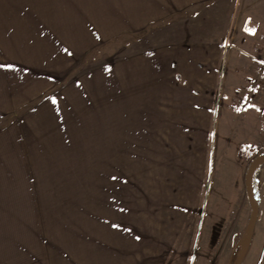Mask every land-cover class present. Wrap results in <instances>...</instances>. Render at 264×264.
Masks as SVG:
<instances>
[{"label": "rangeland", "instance_id": "rangeland-1", "mask_svg": "<svg viewBox=\"0 0 264 264\" xmlns=\"http://www.w3.org/2000/svg\"><path fill=\"white\" fill-rule=\"evenodd\" d=\"M147 1L148 26L89 58L109 82L103 105L72 123L88 135L76 161L39 155V216L0 232V264H264V165L238 255L246 174L264 154V50L240 51L264 46V0ZM227 47L236 72H224Z\"/></svg>", "mask_w": 264, "mask_h": 264}, {"label": "crops", "instance_id": "crops-1", "mask_svg": "<svg viewBox=\"0 0 264 264\" xmlns=\"http://www.w3.org/2000/svg\"><path fill=\"white\" fill-rule=\"evenodd\" d=\"M155 16L147 0H0V122L10 120L0 125V232H23L19 219L39 216L40 154L48 164L81 155L87 131L72 123L88 120L103 105L94 98L98 89H109L89 58ZM263 50L259 37L240 54ZM224 57V72H236L238 50L227 47Z\"/></svg>", "mask_w": 264, "mask_h": 264}, {"label": "water", "instance_id": "water-1", "mask_svg": "<svg viewBox=\"0 0 264 264\" xmlns=\"http://www.w3.org/2000/svg\"><path fill=\"white\" fill-rule=\"evenodd\" d=\"M263 165H264V154L257 156L253 160L246 174V192L252 210L250 215L249 226L246 231V240L243 242V247L240 251L241 254L244 253L245 248L248 245V239H250V237L252 236L259 214V202L254 193V175L258 171V169Z\"/></svg>", "mask_w": 264, "mask_h": 264}, {"label": "trees", "instance_id": "trees-1", "mask_svg": "<svg viewBox=\"0 0 264 264\" xmlns=\"http://www.w3.org/2000/svg\"><path fill=\"white\" fill-rule=\"evenodd\" d=\"M249 244H250V243H249V239H248V245H247V247L245 248V251H244V253L246 252V250H247V248H248ZM240 251H241V250H240ZM240 251L238 252V255L240 254V256L242 257L244 253H243V254H241V253H240Z\"/></svg>", "mask_w": 264, "mask_h": 264}, {"label": "built area", "instance_id": "built-area-1", "mask_svg": "<svg viewBox=\"0 0 264 264\" xmlns=\"http://www.w3.org/2000/svg\"><path fill=\"white\" fill-rule=\"evenodd\" d=\"M259 63H260V65H261L262 69L264 70V60H259ZM263 76H264V75H263Z\"/></svg>", "mask_w": 264, "mask_h": 264}, {"label": "snow or ice", "instance_id": "snow-or-ice-1", "mask_svg": "<svg viewBox=\"0 0 264 264\" xmlns=\"http://www.w3.org/2000/svg\"><path fill=\"white\" fill-rule=\"evenodd\" d=\"M251 31V30H250Z\"/></svg>", "mask_w": 264, "mask_h": 264}]
</instances>
